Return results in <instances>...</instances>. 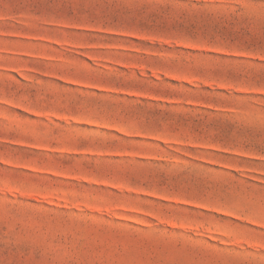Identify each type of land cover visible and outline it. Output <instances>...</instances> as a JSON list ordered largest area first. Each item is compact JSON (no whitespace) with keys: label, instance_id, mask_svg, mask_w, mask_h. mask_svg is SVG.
<instances>
[{"label":"rangeland","instance_id":"obj_1","mask_svg":"<svg viewBox=\"0 0 264 264\" xmlns=\"http://www.w3.org/2000/svg\"><path fill=\"white\" fill-rule=\"evenodd\" d=\"M0 264H264V0H0Z\"/></svg>","mask_w":264,"mask_h":264}]
</instances>
